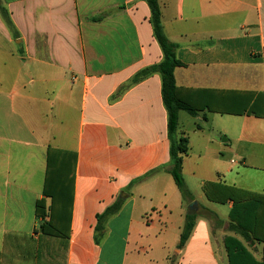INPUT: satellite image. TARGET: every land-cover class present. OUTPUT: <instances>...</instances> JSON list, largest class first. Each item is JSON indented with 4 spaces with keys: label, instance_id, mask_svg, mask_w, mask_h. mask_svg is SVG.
I'll list each match as a JSON object with an SVG mask.
<instances>
[{
    "label": "crops",
    "instance_id": "1",
    "mask_svg": "<svg viewBox=\"0 0 264 264\" xmlns=\"http://www.w3.org/2000/svg\"><path fill=\"white\" fill-rule=\"evenodd\" d=\"M159 2L176 84L199 108L179 115L186 199L151 174L170 141L161 75L133 82L164 57L146 0H0L20 34L0 14V264H230L229 236L262 260L263 244L230 230L233 202L204 186L264 195V117L238 113L264 94V0ZM49 148L77 156L64 237L42 235L36 216Z\"/></svg>",
    "mask_w": 264,
    "mask_h": 264
},
{
    "label": "trees",
    "instance_id": "2",
    "mask_svg": "<svg viewBox=\"0 0 264 264\" xmlns=\"http://www.w3.org/2000/svg\"><path fill=\"white\" fill-rule=\"evenodd\" d=\"M146 2L151 11L150 22L154 37L160 45L164 57L159 64L137 74L133 82L136 83L153 73L161 75L162 96L168 114V139L170 141V162L151 172V174L161 170L169 173L182 196L186 199L190 198V192L183 176V162L189 153V140L179 133V115L181 111L195 114L199 108L181 96L180 89L176 84L175 70L182 66V63L177 57V45L168 38L164 31L160 2L159 0H146ZM0 12L14 39H20V34L16 30L7 9L0 6ZM251 96L254 97V94ZM261 109H264V94L255 100L253 99V105L250 108L238 113L246 112L248 115L255 114L258 117H264V113H259ZM76 160L77 156L74 153H65L53 148L48 150L43 197L36 203V216L43 220L40 225V232L44 236H67L65 231L69 230L71 221L70 208L73 203ZM204 191L210 201L233 202L230 213V230L232 232L246 241H256L263 244V258L258 261L240 240L232 236L227 237L225 244L230 264H264V195L247 193L214 183H207L204 186ZM48 199L51 200V206H48ZM121 205L122 202L117 201L100 216L98 229L101 228L102 221L109 215L116 213ZM57 208L59 209L58 212ZM195 220L194 216L189 215L187 217L181 233L180 247L185 246L189 240L195 227Z\"/></svg>",
    "mask_w": 264,
    "mask_h": 264
},
{
    "label": "rangeland",
    "instance_id": "3",
    "mask_svg": "<svg viewBox=\"0 0 264 264\" xmlns=\"http://www.w3.org/2000/svg\"><path fill=\"white\" fill-rule=\"evenodd\" d=\"M1 7H3L2 5H0ZM4 8V7H3ZM6 9V8H5ZM8 11V10H7ZM0 14H1V12H0ZM10 14V13H9ZM1 16H2V14H1ZM3 18V17H2ZM10 18H11V15H10ZM4 20V19H3ZM11 20H12V18H11ZM5 22V21H4ZM13 22V21H12ZM14 24V23H13ZM15 26V25H14ZM8 27V26H7ZM15 28H16V26H15ZM9 29V28H8ZM10 30V29H9ZM16 30L18 31V29L16 28ZM11 32V31H10ZM19 32V31H18ZM13 36V35H12ZM14 38V37H13ZM16 40V39H15ZM20 39H18V40H16V41H19ZM0 45H5V42L4 41H2L1 39H0ZM15 45V44H14ZM20 46V44H18V47Z\"/></svg>",
    "mask_w": 264,
    "mask_h": 264
},
{
    "label": "water",
    "instance_id": "4",
    "mask_svg": "<svg viewBox=\"0 0 264 264\" xmlns=\"http://www.w3.org/2000/svg\"><path fill=\"white\" fill-rule=\"evenodd\" d=\"M193 205H196V204H193Z\"/></svg>",
    "mask_w": 264,
    "mask_h": 264
}]
</instances>
